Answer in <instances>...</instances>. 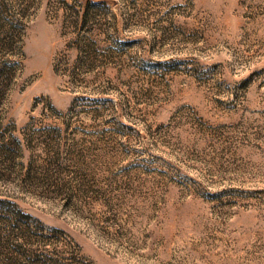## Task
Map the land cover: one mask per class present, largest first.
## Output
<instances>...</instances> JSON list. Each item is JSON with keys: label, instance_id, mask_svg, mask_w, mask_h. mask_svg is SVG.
I'll use <instances>...</instances> for the list:
<instances>
[{"label": "rangeland", "instance_id": "rangeland-1", "mask_svg": "<svg viewBox=\"0 0 264 264\" xmlns=\"http://www.w3.org/2000/svg\"><path fill=\"white\" fill-rule=\"evenodd\" d=\"M78 1L108 3L120 27L128 2L135 24L120 45L99 41L97 55L93 33L79 53L62 13L35 1L0 116L16 135L61 127L73 175L120 187L125 236H102L99 204L26 193L19 207L86 264H264V0ZM7 2L1 16L18 17L21 1ZM108 99L112 123L94 111Z\"/></svg>", "mask_w": 264, "mask_h": 264}, {"label": "trees", "instance_id": "trees-1", "mask_svg": "<svg viewBox=\"0 0 264 264\" xmlns=\"http://www.w3.org/2000/svg\"><path fill=\"white\" fill-rule=\"evenodd\" d=\"M0 1L1 109V97L13 81V68L16 67V62L10 58L23 56L22 42L29 21L26 16L29 11L36 9L35 1L38 0H19L21 3L16 10L19 16L16 18L1 16L10 11L12 3L7 1L13 0ZM49 1L56 13H62L63 34L75 35L79 53L89 47L87 41L93 33H97V55L99 41L111 49L113 45H120L121 30L128 33L135 24L133 14L126 11L130 6L128 2H125L124 27H120L123 20L104 1H87L83 5L78 0ZM107 101L110 106L102 109V100H97L94 104L97 109L94 111L104 113L107 110L109 123H112L120 115L116 104L111 99ZM99 113L98 117L101 115ZM54 114L58 118L59 114ZM1 120L0 116V264H86L78 246L64 231L46 227L19 207L17 200L22 199V195L26 193L61 205H74L77 209L90 210L95 204H99L104 213H110L109 216L101 215L99 218L105 224L100 227L102 236L110 243H117L125 236L113 203L120 187L111 188V184L73 175V160L68 159L66 154L71 152L70 147L64 152L62 149L61 127H35L33 123L16 135V130L4 125ZM61 123L65 130L69 127L68 123ZM121 125L129 128L122 123ZM74 162L76 166L80 164Z\"/></svg>", "mask_w": 264, "mask_h": 264}]
</instances>
